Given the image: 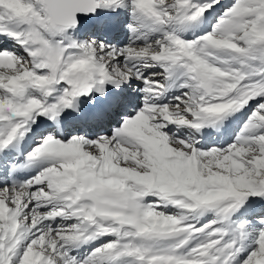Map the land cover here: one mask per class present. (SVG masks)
I'll list each match as a JSON object with an SVG mask.
<instances>
[{
    "label": "snow or ice",
    "instance_id": "snow-or-ice-1",
    "mask_svg": "<svg viewBox=\"0 0 264 264\" xmlns=\"http://www.w3.org/2000/svg\"><path fill=\"white\" fill-rule=\"evenodd\" d=\"M0 264H264V0H0Z\"/></svg>",
    "mask_w": 264,
    "mask_h": 264
}]
</instances>
